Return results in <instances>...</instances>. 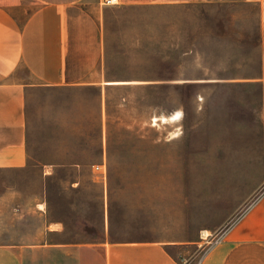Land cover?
Here are the masks:
<instances>
[{
    "label": "rangeland",
    "instance_id": "obj_1",
    "mask_svg": "<svg viewBox=\"0 0 264 264\" xmlns=\"http://www.w3.org/2000/svg\"><path fill=\"white\" fill-rule=\"evenodd\" d=\"M262 9L256 0L107 6L88 78L99 85L27 90L29 163L0 169V243L41 238L49 222L70 239L100 237L105 225L194 237L197 254L216 243L264 179V87L252 81Z\"/></svg>",
    "mask_w": 264,
    "mask_h": 264
},
{
    "label": "crops",
    "instance_id": "obj_2",
    "mask_svg": "<svg viewBox=\"0 0 264 264\" xmlns=\"http://www.w3.org/2000/svg\"><path fill=\"white\" fill-rule=\"evenodd\" d=\"M101 1L0 0V169L29 163L27 90L99 85L88 78L91 65L100 64L101 51L94 52L93 43H98L103 10L111 6ZM261 32L262 71L252 81L264 87L263 9ZM255 195L220 239L200 254L194 237L117 235L104 225L100 237L70 239L61 223L49 222L41 238L0 243V264H264V179Z\"/></svg>",
    "mask_w": 264,
    "mask_h": 264
},
{
    "label": "bare ground",
    "instance_id": "obj_3",
    "mask_svg": "<svg viewBox=\"0 0 264 264\" xmlns=\"http://www.w3.org/2000/svg\"><path fill=\"white\" fill-rule=\"evenodd\" d=\"M123 82H126V81H110L108 83L115 84V83H123ZM181 114L182 113H180L179 111H177L176 113L171 114L169 117L163 116V117H161V119H162V121H167L168 119L174 121V120L180 119ZM204 235H208L207 231L204 232Z\"/></svg>",
    "mask_w": 264,
    "mask_h": 264
},
{
    "label": "built area",
    "instance_id": "obj_4",
    "mask_svg": "<svg viewBox=\"0 0 264 264\" xmlns=\"http://www.w3.org/2000/svg\"><path fill=\"white\" fill-rule=\"evenodd\" d=\"M121 0H103V4L105 5H115L119 4ZM97 169H100V166H97Z\"/></svg>",
    "mask_w": 264,
    "mask_h": 264
}]
</instances>
